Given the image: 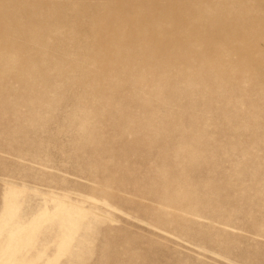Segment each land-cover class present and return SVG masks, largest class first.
I'll list each match as a JSON object with an SVG mask.
<instances>
[{
    "label": "rangeland",
    "instance_id": "374dc122",
    "mask_svg": "<svg viewBox=\"0 0 264 264\" xmlns=\"http://www.w3.org/2000/svg\"><path fill=\"white\" fill-rule=\"evenodd\" d=\"M0 264H264V0H0Z\"/></svg>",
    "mask_w": 264,
    "mask_h": 264
}]
</instances>
